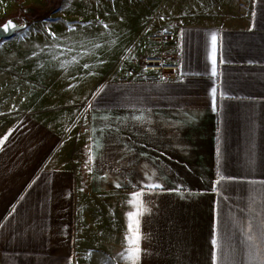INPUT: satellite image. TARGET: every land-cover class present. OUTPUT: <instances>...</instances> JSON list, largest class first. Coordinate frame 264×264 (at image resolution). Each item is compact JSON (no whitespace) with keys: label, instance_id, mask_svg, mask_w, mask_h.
Listing matches in <instances>:
<instances>
[{"label":"crops","instance_id":"obj_1","mask_svg":"<svg viewBox=\"0 0 264 264\" xmlns=\"http://www.w3.org/2000/svg\"><path fill=\"white\" fill-rule=\"evenodd\" d=\"M169 19L167 76L107 78L53 119L0 87V264H133L136 231L135 264H264V0Z\"/></svg>","mask_w":264,"mask_h":264},{"label":"rangeland","instance_id":"obj_2","mask_svg":"<svg viewBox=\"0 0 264 264\" xmlns=\"http://www.w3.org/2000/svg\"><path fill=\"white\" fill-rule=\"evenodd\" d=\"M235 1L242 0H0V27L18 22L14 33L0 41L3 98L26 88L47 93L44 102L38 96L29 101L32 108L51 113L61 105L85 103L93 87L107 78L137 73L148 64L147 57L161 58L150 63L162 66L148 69L153 76H167L171 70L163 66L174 64L172 56H165L171 46L155 38L159 31L169 32L158 29L163 18L183 21L206 10L225 12ZM13 119L2 112L3 134Z\"/></svg>","mask_w":264,"mask_h":264},{"label":"snow or ice","instance_id":"obj_3","mask_svg":"<svg viewBox=\"0 0 264 264\" xmlns=\"http://www.w3.org/2000/svg\"><path fill=\"white\" fill-rule=\"evenodd\" d=\"M16 27H18L17 25L13 24L11 21L7 22L4 26H3V30L5 31H12L14 30ZM213 42H215V36H213ZM213 72H215V69H213ZM213 93H215V89H213ZM0 143H2V141H0ZM151 187L155 188V187H159V185L156 184H152ZM139 209H142L143 205L140 204ZM142 214L139 210L136 213V215H140ZM133 217L130 214V221H132ZM138 223V221H137ZM129 231L132 232L133 231V226L132 223L130 222L129 224ZM126 239H128L129 241V248L127 249V259L132 261L133 264H135V261L138 259L139 253H140V248H139V240H140V236L138 231L133 232V234L129 237H126ZM213 243L215 244L216 241L214 240Z\"/></svg>","mask_w":264,"mask_h":264},{"label":"built area","instance_id":"obj_4","mask_svg":"<svg viewBox=\"0 0 264 264\" xmlns=\"http://www.w3.org/2000/svg\"><path fill=\"white\" fill-rule=\"evenodd\" d=\"M155 38L157 40H159V41H164L166 39L170 40L172 38V33H170V32H163L162 33L161 31H159L156 34ZM154 61H158L157 63H160L161 58H158V59H155V58H152V57H147L146 58V62L148 63L146 65L147 69L157 70V69L162 67L160 64H152L151 65L150 63H152V62L154 63ZM163 68L166 69V70H171L172 71V70H175L177 68V65L176 64H167V65H164Z\"/></svg>","mask_w":264,"mask_h":264},{"label":"water","instance_id":"obj_5","mask_svg":"<svg viewBox=\"0 0 264 264\" xmlns=\"http://www.w3.org/2000/svg\"><path fill=\"white\" fill-rule=\"evenodd\" d=\"M15 29L12 31H5L3 30V27H0V41L4 38H7L9 36H11L14 33Z\"/></svg>","mask_w":264,"mask_h":264}]
</instances>
